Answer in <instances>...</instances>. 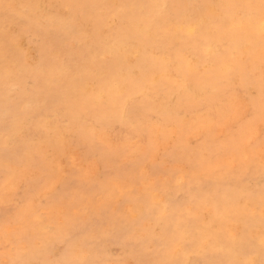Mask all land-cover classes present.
Listing matches in <instances>:
<instances>
[{
	"label": "rangeland",
	"instance_id": "rangeland-1",
	"mask_svg": "<svg viewBox=\"0 0 264 264\" xmlns=\"http://www.w3.org/2000/svg\"><path fill=\"white\" fill-rule=\"evenodd\" d=\"M1 2L0 35L4 33L3 38L10 47L5 56L0 57V126L7 105L21 110L13 115H21L32 126V139L25 142V147L43 152L49 159L55 158L57 167H67L79 161L81 156L94 149L97 141L135 144L137 151L129 152L123 160L135 161L147 155L146 162L139 167L130 165L122 176L107 174L102 169L101 174L115 188L113 202L116 198L133 201L131 206L135 212L129 219L135 216L137 222L132 224L130 237H112L94 247L93 259L102 264H126L137 260L151 261L152 264L177 260L182 264H237L241 261L264 264V249L261 247L264 235L261 227L264 214L261 205L264 161L260 149V133L264 129V120L261 119L264 104L259 40L261 18L258 7H246L258 5L259 0ZM27 2H33L32 10L39 6L37 15L45 10L53 17V21L50 17L36 18L38 27L47 33L36 30L35 23L29 20L30 11L26 9L24 18L21 16L17 20L14 17L12 10L22 8ZM159 9L167 18L165 21L156 18ZM147 10L152 11L149 22L137 28L138 35L127 36L126 19L130 14ZM6 12L9 13L5 17ZM115 12L118 15L114 16ZM56 21L74 26L68 32L58 33V26L62 25L57 26ZM48 23L53 25L48 29L50 32L42 28ZM201 25H204L203 29ZM64 34L66 38L61 37ZM11 40L14 41L12 44ZM116 43L122 49L125 45L129 49L119 51ZM138 45V49L143 50L139 51ZM101 46L109 52L106 53ZM57 47L62 51L58 52ZM116 51L120 54L124 51L122 55L130 62L126 61L129 67L123 73L127 78L120 80L122 84L125 82L123 86L120 84L123 89L129 87V91L123 92L122 96H137L135 104L123 111L122 120L100 116L94 95V91H99L105 96L109 89L106 85L114 83V73L109 66L111 62L118 63L117 58L116 61L111 58ZM93 53L96 63L90 68L91 77L87 75L86 78L90 83H84L87 88L83 92V96L91 99L90 107L78 108V112L70 102L68 88H63L67 77H38L32 70L42 58L56 54L64 72H71ZM101 53L106 57L103 58ZM127 55L132 57L131 61ZM8 66L15 68V79L20 84L12 96L6 95L5 90L4 73ZM137 84L140 87H136ZM68 101L70 108L63 103ZM246 113L253 117L249 132L252 147L236 152L231 146L239 136L240 128L247 125ZM238 117L244 119L233 125ZM100 122L109 131H97L92 135L94 124ZM69 125L71 131L61 141L60 134ZM65 155L67 158L61 159ZM5 164L0 150V175ZM136 196H142V201L137 203ZM48 224L53 226V231H46ZM22 227L26 228L30 238V243L20 245L23 256L18 257L15 250L5 247L0 234V264H9L17 258L33 261L59 258L57 253L62 245L56 242V237L66 228L61 218L46 220L43 224L25 223ZM129 239L142 243L134 249Z\"/></svg>",
	"mask_w": 264,
	"mask_h": 264
},
{
	"label": "snow or ice",
	"instance_id": "snow-or-ice-1",
	"mask_svg": "<svg viewBox=\"0 0 264 264\" xmlns=\"http://www.w3.org/2000/svg\"><path fill=\"white\" fill-rule=\"evenodd\" d=\"M248 8H259L260 45L262 51L261 68L264 72V0L259 4L246 5ZM38 77H51L64 73L63 65L58 55L53 54L46 59L42 58L32 68ZM15 68L8 66L5 69L4 80L6 95L12 96L20 87L15 79ZM28 83V82H25ZM112 90L110 89V92ZM138 95V94H137ZM102 99V97H101ZM125 112L135 104L136 95L127 98L120 96ZM21 110L9 104L0 126V150L6 161L2 175H0V234L4 238V246L17 252L22 257V243H30L26 228L22 225L43 224L46 220L59 217L66 228L62 229L56 242L62 245L54 260L33 261L17 258L9 264H102L93 259L94 247L112 237L131 236L132 224L137 222L133 216L135 208L133 201L116 198L113 202L115 188L106 177L105 173L122 176L130 165L137 167L146 162L147 155L135 161L123 160L129 152H136L135 144L121 145L119 143H104L97 141L94 149L89 154L81 156L79 161H74L67 167H57L55 158L43 152L29 150L25 142L32 139V126L21 117L13 115ZM247 116V125L240 128L231 150L236 152L247 151L252 147L253 117ZM244 117H238L233 125L240 124ZM261 119L264 120V104L261 106ZM71 131V125L62 130L59 139L63 141ZM109 131L103 122L94 124L92 135L96 132ZM247 137V138H245ZM260 149L264 161V129L260 133ZM66 155L61 159H66ZM123 160V162H120ZM142 196H136L135 201L141 202ZM261 205L264 207V189L261 191ZM154 211V209H149ZM45 213L50 215L46 216ZM261 227L264 230V214L261 217ZM19 229V230H18ZM46 231H53V226L48 224ZM134 249H138L142 242L131 239L128 241ZM261 247L264 249V235L261 238ZM126 264H152L151 261H128ZM160 264H182L181 261H163ZM237 264H252L250 261H241Z\"/></svg>",
	"mask_w": 264,
	"mask_h": 264
},
{
	"label": "bare ground",
	"instance_id": "bare-ground-1",
	"mask_svg": "<svg viewBox=\"0 0 264 264\" xmlns=\"http://www.w3.org/2000/svg\"><path fill=\"white\" fill-rule=\"evenodd\" d=\"M35 1V0H34ZM24 2H26V1H24ZM40 2V1H39ZM2 3V2H1ZM22 3V2H21ZM32 3L33 2H27L24 6H22V8H20V9H18V10H12V13L14 14V17H16L17 18V20L19 19L20 20V17L22 16V18H24L23 16H25V9L26 10H28V11H30L29 12V14H30V16H29V20L31 21V22H33V23H35V28H36V30L37 31H42V32H44L43 30H41V28L40 27H38V25H37V21H36V18H38V17H41V18H47V17H50V21H53L52 19H53V17H51V16H48V15H50V14H48L47 12L45 13L44 11L45 10H43V12H41L42 14L41 15H37V14H39V12L37 13L36 12V10H38L39 8V6L37 5L36 7L37 8H34L33 10H32ZM43 3V2H42ZM46 3V2H45ZM149 3H151V0H149ZM61 4V3H60ZM97 4V3H96ZM3 6V3L2 4H0V6ZM5 5V7H6V4H4ZM34 5H36V2H34ZM86 5V4H85ZM99 6V5H98ZM150 6V5H149ZM41 7H42V9H43V5H41ZM93 7V6H92ZM91 7V8H92ZM101 7V6H100ZM0 8H2V7H0ZM107 8V7H106ZM143 8V7H142ZM41 9V10H42ZM99 9V8H98ZM162 9H163V7H162ZM162 9H159V10H157L156 12H159V13H157V15H156V18H158V17H160L163 21H165V19H167V18H165L164 16H162ZM165 9V8H164ZM5 10V9H4ZM48 10V9H47ZM130 10V9H129ZM50 11V10H49ZM52 11V10H51ZM57 11H58V9H57ZM67 11V10H66ZM100 11V10H99ZM104 11V10H103ZM62 12V11H61ZM80 12V11H79ZM82 12V11H81ZM152 12V11H151ZM151 12L150 11H148L147 10V12H143V11H141L140 13H134V14H130V17H129V19H126L125 21V23H126V30H127V33H126V35L127 36H130V37H133V35L134 34H137L138 33V30H137V28L139 27V26H141V27H144L146 24V22H149V20H150V16H151ZM7 13V12H6ZM9 13V12H8ZM8 13L7 14H5V17H6V15H8ZM37 13V14H36ZM50 13H53V15H55V13L54 12H50ZM64 13V12H63ZM105 13V12H104ZM112 13V12H111ZM119 13V12H118ZM181 13V12H180ZM180 13H179V15H180ZM27 14V13H26ZM28 14V15H29ZM85 14H86V12H85ZM115 14V15H114ZM114 14H111V15H114V16H116V12L114 13ZM153 14H154V12H153ZM58 15V14H57ZM61 15V14H60ZM73 15V14H72ZM74 15H75V13H74ZM118 15V14H117ZM68 16V15H67ZM82 16V15H81ZM103 16V15H102ZM58 18H59V16H57ZM62 18L64 17V16H61ZM111 17V16H110ZM119 17V16H118ZM117 17V18H118ZM124 17V16H123ZM127 17V16H126ZM176 17V16H175ZM203 17V16H202ZM52 18V19H51ZM64 18H66V17H64ZM68 18V17H67ZM72 18V17H71ZM75 18V17H74ZM116 18V17H115ZM128 18V17H127ZM205 18V17H204ZM28 19V18H27ZM40 19V18H39ZM60 19V18H59ZM80 19V18H79ZM82 19H84L83 17H82ZM121 19V18H120ZM153 19V18H152ZM199 19V18H198ZM203 19V18H202ZM16 20V19H15ZM22 20V19H21ZM43 20V19H42ZM49 19H47V21H48ZM62 20H65V19H62ZM122 20V19H121ZM181 20H182V18H181ZM46 21V22H47ZM60 21V20H59ZM66 21V20H65ZM76 21V20H75ZM82 21V20H81ZM114 21V20H113ZM200 21L201 20H199V23H200ZM42 22V21H41ZM44 22V21H43ZM57 22V21H56ZM124 22V21H123ZM170 22V21H169ZM21 23V22H20ZM23 23V22H22ZM51 23H53V22H51ZM64 23V22H63ZM62 22L61 23H58L57 22V26H58V24H61L62 26H64L65 28H63L62 26H58V28H59V31H58V33H61V32H63L64 30V32H68L69 30H70V27L73 25L74 26V24H70L71 26H68L69 24H67V26H66V23L65 24H63ZM172 23V22H171ZM25 24H27L26 23V21H25ZM145 24V25H144ZM149 24V23H148ZM205 24V23H204ZM143 25V26H142ZM186 25V24H185ZM188 25V24H187ZM190 25V24H189ZM199 25V24H198ZM209 25V24H208ZM51 26H53L52 24H45L44 26H42V28H44V29H46L47 31H48V29L51 27ZM108 26V25H107ZM147 26H150V25H147ZM202 26H204V25H201V28H202ZM207 26V25H206ZM185 27V26H184ZM200 27V26H199ZM198 27V28H199ZM76 28V27H75ZM78 28V27H77ZM76 28V30L78 31V29ZM94 28V27H93ZM149 29H151L150 27H148ZM164 28V27H163ZM194 28V27H193ZM69 29V30H68ZM72 29V28H71ZM122 29V28H121ZM142 29V28H141ZM140 29V30H141ZM145 29H147V28H145ZM144 29V30H145ZM203 29V28H202ZM74 30V29H73ZM74 31V32H76V33H78L77 31ZM139 30V31H140ZM157 30V29H156ZM187 30V29H186ZM80 31V30H79ZM123 31V30H122ZM147 31V30H146ZM146 31H145V33H146ZM153 32L155 31V30H152ZM151 31V32H152ZM162 31H164V30H162ZM192 31H193V29H192ZM199 31H200V29H199ZM48 32H50V31H48ZM73 32V31H72ZM74 32H73V34H74ZM96 32V31H95ZM148 33H149V31H147ZM152 32V33H153ZM208 32V31H207ZM41 33V32H40ZM45 33H47V32H44V34ZM70 33V32H69ZM81 33V32H80ZM117 33V32H116ZM119 33V32H118ZM147 33V34H148ZM156 33V32H155ZM4 34V33H3ZM2 34V32H1V35H0V57H4L5 56V53L6 52H8L9 51V47H10V44L8 43H6L5 42V39L3 38L4 37V35ZM63 34V33H62ZM85 34V33H84ZM144 34V33H143ZM65 36H61V37H65L66 38V34H64ZM69 35V34H68ZM80 35H82V34H80ZM138 35V34H137ZM241 35V34H240ZM58 36V35H57ZM59 36V37H60ZM147 36H151V34H148ZM98 37V36H97ZM117 37V36H116ZM152 37V36H151ZM204 37V36H203ZM8 38V37H7ZM58 38V37H57ZM115 38V37H114ZM118 38H119V36H118ZM61 39V38H60ZM63 39V38H62ZM61 39V40H62ZM83 39V38H82ZM116 39V38H115ZM142 39V38H141ZM183 39V38H182ZM55 40V39H54ZM57 41H58V39H56ZM131 40V39H130ZM83 41V40H82ZM113 41V40H112ZM119 41V40H118ZM122 41V40H121ZM142 41H143V39H142ZM177 41V40H176ZM205 41V40H204ZM203 41V42H204ZM14 41H10V43L12 44ZM46 42V41H45ZM139 42V41H138ZM124 43V42H123ZM133 43V42H132ZM142 43V42H141ZM202 43V42H201ZM207 43V42H206ZM119 44H120V42H119ZM124 44H126V43H124ZM123 44V45H124ZM130 45H131V43H129ZM63 45V44H62ZM114 45H118L117 43L116 44H114ZM121 45V44H120ZM127 45V44H126ZM126 45H125V47L124 48H126ZM113 46V45H112ZM119 46V45H118ZM144 46V45H143ZM192 46V45H191ZM213 46V45H212ZM257 46V45H256ZM120 47V46H119ZM132 47H133V44H132ZM137 47V49H138V47H139V45L138 46H136ZM205 47V46H204ZM106 47H103V46H101V49H103L104 51H106V49H105ZM111 48H115V46L114 47H111ZM123 48V49H124ZM128 48V47H127ZM126 48V49H127ZM143 48V47H142ZM144 48H146V47H144ZM20 49V48H19ZM57 50H58V52H60V51H62L61 49H60V47H57L56 48ZM122 49V47H120V49H119V51ZM122 49V50H123ZM125 49V50H126ZM129 49V48H128ZM136 49V48H135ZM98 50V49H97ZM112 50V49H111ZM139 50V49H138ZM141 50H143V49H141ZM141 50H139V51H141ZM145 50V49H144ZM232 50V49H231ZM245 50H247V49H245ZM18 51V50H17ZM138 51V52H139ZM224 52H225V50H223ZM226 51H229V50H226ZM249 51V50H248ZM247 51V52H248ZM107 52H109V50L108 51H106V53ZM112 52V51H111ZM113 52H114V50H113ZM131 52H133L134 53V51H131ZM138 52H137V54H138ZM212 52V51H211ZM123 53H124V51H123ZM122 53V54H123ZM128 53V52H127ZM219 53H221L220 51H219ZM226 53V52H225ZM97 54V53H96ZM102 54V53H101ZM103 54H105L104 52H103ZM102 54V55H103ZM109 54V53H108ZM122 54H120L119 52H117L116 51V53L114 54V56L113 57H111V58H113L115 61H116V58H117V61H118V63H113V62H111L110 63V66H109V69L110 70H112V72L111 73H114L113 74V81H114V83H109V84H107L106 86H107V88H109V89H107L108 91L106 92L107 94L105 95V96H102L101 94H100V92L99 91H94V95L96 96L95 98H96V102H95V104L96 105H98L97 106V112H98V114L100 115V116H105V119H113V120H119V119H121L122 120V113H123V111H124V108L122 107V100L120 99V96L122 95V94H124L123 92H125V91H129V90H127V89H129V87L126 89L125 88V86H124V89H123V84L125 83V82H123V84L121 83L123 80H124V78H127L126 76H123V73H124V69L126 70L128 67H129V64H128V60L126 59L125 60V57L126 56H124V55H122ZM23 55V54H22ZM95 54L93 53V55L91 54V55H89V56H86L85 57V59H84V61L81 63V65H77V67H75V68H73L72 70H71V72H64L63 73V77H67L66 78V85H64L63 86V88L64 89H67L68 88V91H69V96H70V98H71V100H70V102H72V103H74V106H75V110H77V112H78V108H84L85 109V107L86 108H88V107H90V106H88V104H89V102L91 101V99L90 98H86L85 97V94H84V96H83V92H84V90L87 88V84L85 85L84 83L85 82H89L90 83V80L89 81H86V78H88L87 77V75H89V77H91L90 76V68L92 67V66H94L95 65V59H97L96 58V56H94ZM99 55V54H98ZM132 55V54H131ZM143 55V54H142ZM152 55V54H151ZM209 55V54H208ZM223 55V54H222ZM246 55V54H245ZM128 56V55H127ZM175 56V55H174ZM173 56V57H174ZM219 56H221V55H219ZM103 58L104 57H106L105 55H103L102 56ZM129 57V56H128ZM213 57V56H212ZM24 58V57H23ZM88 58V59H87ZM127 58V57H126ZM130 58V61L132 60L131 58L132 57H129ZM128 58V59H129ZM154 58V57H153ZM135 59H136V56H135ZM159 59V58H158ZM182 59V58H181ZM198 60V59H197ZM126 61H128V62H126ZM170 61V60H169ZM135 62V61H134ZM149 62H150V60H149ZM181 62V61H180ZM130 63V62H129ZM132 63V62H131ZM154 63V62H153ZM78 64H80V63H78ZM92 64H94V65H92ZM120 64V65H119ZM235 64V63H234ZM175 65H177V64H175ZM237 66H238V64H236ZM76 66V65H75ZM79 66V67H78ZM135 67V66H134ZM179 67V66H178ZM182 67V66H181ZM227 67V66H226ZM232 67H233V64H232ZM78 68V69H77ZM158 68V67H157ZM177 68V67H176ZM64 69V68H63ZM143 69V68H142ZM146 69V68H145ZM161 69V68H160ZM187 69V68H186ZM239 69V68H238ZM0 70H1V68H0ZM134 71V70H133ZM183 71V70H182ZM239 71V70H238ZM4 72V71H3ZM226 72V71H225ZM262 73V72H261ZM141 74H143V73H141ZM204 74V73H203ZM231 74V73H230ZM232 74H233V72H232ZM231 74V75H232ZM239 74V73H238ZM72 76L71 78L69 77V76ZM58 77L60 76V75H57ZM56 76V77H57ZM73 76H76V79H73L74 77ZM137 77V76H136ZM149 77V76H148ZM185 77V76H184ZM222 77H224V76H222ZM227 77V76H226ZM48 78H51L50 76L48 77ZM221 78V77H220ZM132 79V78H131ZM138 79H139V77H138ZM142 79H144V78H142ZM73 80H74V82H73ZM120 80H122V81H120ZM127 80V79H126ZM169 80V79H168ZM171 80V79H170ZM174 80V79H173ZM230 80V79H229ZM239 79H237L236 81H238ZM240 80H241V78H240ZM55 81V80H54ZM130 81V80H129ZM138 81V80H137ZM137 81H135L136 83H137ZM149 81V80H148ZM141 82V81H140ZM151 82V81H150ZM180 82V81H179ZM214 82V81H213ZM149 83V82H148ZM120 84H122V86L120 85ZM130 84V83H129ZM133 84V83H132ZM140 84V83H139ZM199 84V83H198ZM240 84V83H239ZM151 85V84H150ZM149 85V86H150ZM179 85V84H178ZM208 85V84H207ZM126 86H127V84H126ZM131 86V85H130ZM167 86V85H166ZM214 86V85H213ZM224 86V85H223ZM241 86V85H240ZM136 87H140L138 84L136 85ZM145 87V86H144ZM151 87H153V86H151ZM173 87V86H172ZM183 87V85L181 86V88ZM62 88V89H63ZM132 88H134V87H132ZM148 88V87H147ZM185 88V87H184ZM110 89L112 90L111 92H110ZM131 89V88H130ZM131 90H133V89H131ZM152 90V89H151ZM154 90V89H153ZM168 91H169V89H167ZM61 91V90H60ZM135 91V90H134ZM149 91V90H148ZM188 91V90H187ZM103 92V91H102ZM190 92V91H189ZM63 93V92H62ZM86 93V92H85ZM93 93V92H92ZM65 94V93H64ZM160 94V93H159ZM165 94V93H164ZM169 93H167V95H168ZM63 95V94H62ZM89 95V94H88ZM93 95V94H92ZM91 95V96H92ZM144 95V94H143ZM146 95V94H145ZM174 95V94H173ZM176 95V94H175ZM86 96H87V94H86ZM90 96V95H89ZM162 96V95H161ZM63 97V96H62ZM94 97V96H93ZM101 97H103L102 99H101ZM127 97V96H126ZM164 97V96H163ZM125 98V97H124ZM167 98V97H166ZM68 99V98H67ZM165 99V98H164ZM184 99V98H183ZM63 100H64V98H63ZM167 100V99H166ZM69 101L66 103V102H63V103H65L66 105H67V107L68 108H70L71 107V103H70ZM92 103H94V102H92ZM159 104V103H158ZM88 106V107H87ZM92 108H93V106H91ZM218 107V106H217ZM94 109H96L95 107H94ZM93 110V109H92ZM81 112H82V109H81ZM70 113V112H69ZM82 113H84V112H82ZM87 115L89 114V113H86ZM83 116L85 115V114H82ZM93 115H95V112H93ZM89 116V115H88ZM87 117V116H86ZM90 118V117H89ZM94 118H95V116H94ZM103 118V117H102ZM86 119H88V118H86ZM76 121V118H75V120L73 121V122H75ZM184 122V121H183ZM79 123V122H78ZM77 124V123H76ZM176 126V125H175ZM144 131V130H143ZM200 131V130H199ZM168 188V187H167ZM163 190V189H162ZM160 197V196H159ZM234 196H232V198H233ZM159 213V212H158ZM234 244V243H233ZM178 249V248H177ZM249 258V257H248ZM247 258V259H248ZM251 260V259H250Z\"/></svg>",
	"mask_w": 264,
	"mask_h": 264
}]
</instances>
